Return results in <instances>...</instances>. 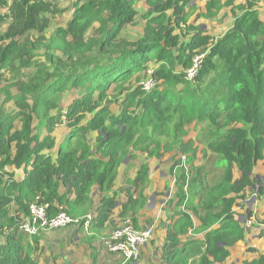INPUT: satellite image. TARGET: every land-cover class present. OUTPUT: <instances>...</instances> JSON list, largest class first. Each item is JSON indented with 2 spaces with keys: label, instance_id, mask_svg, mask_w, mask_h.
Segmentation results:
<instances>
[{
  "label": "trees",
  "instance_id": "1",
  "mask_svg": "<svg viewBox=\"0 0 264 264\" xmlns=\"http://www.w3.org/2000/svg\"><path fill=\"white\" fill-rule=\"evenodd\" d=\"M194 1L145 0L148 9L139 13L137 0H76L65 25L47 34L51 17L69 7L58 0H0V28L6 25L0 29V264H39L41 231L30 238L19 228L36 197L50 214L60 205L73 217L91 216L86 230L133 218L146 204L147 162L126 180L119 219L112 220L117 192L101 195L98 204L93 192L111 190L130 146L147 144L141 150L148 157L169 152L160 134L172 136L182 156H174L170 169L178 209L165 220L160 260L151 264H224L244 237L233 205L264 156V20L257 0H205L197 16L239 10L210 43L211 36L186 22ZM137 13L143 32L131 39L123 28ZM171 19L193 32L181 39ZM200 50L202 68L188 80L185 70ZM143 77L153 85L142 88ZM204 122L216 130L207 140L221 170L215 180L195 164L197 148L181 140L185 126ZM244 264H264V253Z\"/></svg>",
  "mask_w": 264,
  "mask_h": 264
},
{
  "label": "crops",
  "instance_id": "2",
  "mask_svg": "<svg viewBox=\"0 0 264 264\" xmlns=\"http://www.w3.org/2000/svg\"><path fill=\"white\" fill-rule=\"evenodd\" d=\"M175 155L176 154H174V156ZM165 156L167 157L163 156L164 158H162L157 165L149 166L147 187L143 190V195L146 197V204L144 208L138 210L132 218L134 224H136L138 228L148 224L154 226L153 238L142 248L138 260L130 263L123 262L118 254L110 253L105 249L102 239L106 237L113 228L110 224H106L99 230H86L82 228L81 230L77 229V231L73 228L74 226H67L54 230L51 236L46 240H42L39 244V246L41 245L44 247V245H46L47 247L43 250L42 247H40L42 252L39 264H151L158 262L161 254L160 246L166 237L167 224L169 223L165 220L172 211L178 209V207L175 206L176 199H174V192L176 189L175 182L173 178L167 175V168L170 167V161L173 160L167 153ZM160 163L162 164L161 166ZM256 166L257 172L264 171V156L256 162ZM120 167H123V170L117 175L110 191L103 193H98L97 191L93 192L96 204L99 203L102 197L111 196L113 191L117 192L112 220L119 219L118 213L121 210V203L124 202L127 197L124 191V187L128 186L126 180L129 177L133 178L137 170V167H134L131 171L125 172L121 177L123 171L128 169L127 160H124ZM233 174L235 178L239 177V172L236 169H234ZM253 174H255L254 171L251 175ZM250 178L253 181L251 176ZM249 189H251L253 193L250 192L248 200L247 198L237 197L233 205V210L240 214L246 212V214L238 215L241 221L250 217L254 222L249 229H246V234L244 235L245 239L237 241L231 247L230 256H233L235 252L242 253V251L238 249L239 247H243L246 239L251 243L250 245L248 244L249 248H252V243L254 241L257 242L254 239H259L258 231H260L261 228L264 230V192H258V185L255 187L254 183L244 189L246 195ZM170 199L173 200L172 205L168 204ZM248 210L252 215H248ZM88 212L91 213L90 210ZM193 222L195 225L198 224L197 218H193ZM41 231L45 232L47 230ZM248 233H251L250 238L248 237ZM250 251L251 250L243 251V257L241 256L242 258L240 259V256H237L234 264L238 262V264H244L245 260H251L258 255V253L256 254ZM260 253H264V251H260ZM225 263L224 261V264Z\"/></svg>",
  "mask_w": 264,
  "mask_h": 264
},
{
  "label": "rangeland",
  "instance_id": "3",
  "mask_svg": "<svg viewBox=\"0 0 264 264\" xmlns=\"http://www.w3.org/2000/svg\"><path fill=\"white\" fill-rule=\"evenodd\" d=\"M75 1L76 0H58V4L60 7H64V8L69 7L70 11L68 10L62 14L52 16L51 22L49 25V29H48L49 31L47 32V34L50 31H53V29L56 26L65 25V23L70 18L73 3ZM244 2H245V0H235L234 4H238V3L243 4ZM256 6L258 7V9L260 11L261 18L264 20V0H257ZM134 8L139 13H143L145 10L148 9V5L146 4L145 0H137L136 4L134 5ZM231 8H232L231 6L224 7V9L220 10L212 18L197 16V14H200L201 12H205L206 8H205V0H203V1L196 0V1H194L193 7L186 8V11L191 10V12H192V14L187 19L186 22H187V24H191V25L199 28L203 34L211 36L210 38L212 39V41L210 43H213V41L218 39L221 35H223V33L226 30H228L232 26L235 13H238L239 10L236 9L235 11H233V9H231ZM139 15L140 14L137 13L136 22L133 25H127L123 28V35L124 36L127 35L131 39H137L142 34L143 25H144L145 21L142 18H140ZM169 26L173 28L174 33L179 34L181 39L187 38L188 35H190L193 32L191 29H186L185 23H183V22L176 24V25H173L172 19L170 20ZM5 27H6V25L4 24L1 26L0 29L3 30V29H5ZM207 46H205V48ZM39 52H40L39 54L41 55V53H43V50H40ZM39 59H41V57H39ZM39 63H40V61L36 62L35 64H33L29 68L22 69V72L27 74V73L34 71L36 66ZM144 80H148L147 77H143L141 81H144ZM141 81L139 83H141ZM241 125L242 124H240V123L236 124V126H241ZM214 129H215V125L212 123H209V122H204L201 124L192 123V124L185 126L184 131L181 134V140H183V142L189 143L192 146H195L197 148L195 164L203 166L206 170H208L210 172V180H215L221 172V170L219 168L215 167V163L218 161V157H216L215 153L213 151H211L207 146V140H208L209 136H211L210 131L216 132V130H214ZM161 130H160V132L164 131V130H162V131ZM58 132H59V130H58ZM157 135H159V134H157ZM159 137H160L161 144L168 143L167 145L172 146L171 150H169V152H167V155H170L172 159H174V154H176V155L181 154V153H179L180 147L177 143L174 142V138L172 136H170L168 134H160ZM144 145L146 146L147 144H144ZM144 145H137L136 144V145H132L128 148L129 154L124 159V160H127L128 169H125L123 171V173L121 174V177L123 176V174L125 172L131 171L132 168H134V167L138 168V166L143 162H147V164H149V166H154V165H157L162 158L167 157V156H165L164 152L158 158L148 157L147 153H145L144 151L141 150V146H144ZM180 156H182V154ZM175 161H176V159H174L173 161H170L171 162L170 167L167 168V170H168L167 175H169L170 178H173V176H172L173 174L170 172V169H171L172 165L175 163ZM161 165L162 164L160 163V166ZM256 167L257 166L255 164L253 167V170H252L255 172V174L251 175V177L253 178L252 184L254 183L255 187L258 185V192H264V186H263L264 185L263 184V182H264V171L257 172ZM122 170H123V167L119 166L117 168V175H119L120 172H122ZM176 172H177V170H176ZM176 172H175V175H176ZM117 175H116V177H117ZM261 187H262V189H261ZM251 189H249L247 195H246L245 191H243V193H244L243 198H247V200H248V196L250 195V192L253 193V191H251ZM236 213H237V217H239L238 219L241 222V225L244 229V235H245L246 229H249L253 225L254 221L250 217H247L244 221H241L240 216H238V215L246 214V212H243L242 214H240L238 212H236ZM54 230H57V229H54ZM54 230H49V231L47 230L48 232L47 231H45V232L41 231V233L37 234L38 243L40 244V242L42 240H46L49 236H51L52 233H54ZM258 234H259V239H254L257 242L254 241L252 243L253 244L252 248H249V245L251 243H249V241L246 239L247 243L245 240V244L243 245V247H239V249H238V250H241L242 253L240 254V253L235 252V253H233V256L229 255L225 260V262H226L225 264H234V261H236L237 256H240V259H241L243 257L242 256L243 251L251 250L250 252H254L256 254L257 253L260 254V251H264V230L261 228V230L258 231ZM250 236H251V233H248L249 238H250ZM31 237L32 236H30V238ZM189 237H193V238H197V239L203 238L202 234H193V235H189ZM242 239H245V238L243 237ZM40 247H42V250L44 248H47L46 245H44V247L40 245ZM230 250H231V248H230Z\"/></svg>",
  "mask_w": 264,
  "mask_h": 264
},
{
  "label": "built area",
  "instance_id": "4",
  "mask_svg": "<svg viewBox=\"0 0 264 264\" xmlns=\"http://www.w3.org/2000/svg\"><path fill=\"white\" fill-rule=\"evenodd\" d=\"M205 52H195L191 59L190 66L185 70V78L193 79L202 68ZM142 88H149L153 85L151 79L141 81ZM29 217L22 220L19 228L30 236L41 230H54L67 226H80L88 228V220L91 216L86 215L82 220L80 217H73L66 210L57 205V210L50 214L49 204L39 201L36 197L28 205ZM154 226L148 224L144 227H135L131 217H125L119 225L113 227L108 235L102 239L105 249L110 253L118 254L123 262H134L139 259L142 248L153 238Z\"/></svg>",
  "mask_w": 264,
  "mask_h": 264
}]
</instances>
